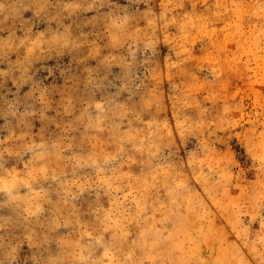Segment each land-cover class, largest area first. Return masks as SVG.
Segmentation results:
<instances>
[{
    "label": "rangeland",
    "instance_id": "374dc122",
    "mask_svg": "<svg viewBox=\"0 0 264 264\" xmlns=\"http://www.w3.org/2000/svg\"><path fill=\"white\" fill-rule=\"evenodd\" d=\"M0 264H264V0H0Z\"/></svg>",
    "mask_w": 264,
    "mask_h": 264
}]
</instances>
